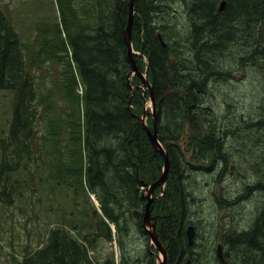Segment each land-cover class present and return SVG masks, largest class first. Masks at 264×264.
<instances>
[{
    "label": "trees",
    "instance_id": "obj_1",
    "mask_svg": "<svg viewBox=\"0 0 264 264\" xmlns=\"http://www.w3.org/2000/svg\"><path fill=\"white\" fill-rule=\"evenodd\" d=\"M35 1L44 11L32 20L29 39L20 34L15 2L10 6L0 0V91L12 99L7 128L0 130V221L2 210L12 206L25 216L47 215L57 206L47 208L46 195L50 192L54 198L61 189L75 211L68 219V213L50 218L56 226L47 230L40 245L25 248L20 257L16 249L9 255L16 264H97L90 254L96 240L119 238L122 222L145 232L144 189L159 178L164 165L139 118L145 91L137 87L131 97L124 35L129 0ZM218 1L179 0V7L189 13L181 18L188 25L184 36L173 33L180 25L172 24V2L134 0L131 36L133 48L140 52L134 54L135 62L140 72L147 66L156 102L155 131L169 159L164 188L154 189V194H162L151 205L156 234L167 251L166 264L186 259L191 264V255L219 264L214 254L217 234L210 235L207 245L201 240L207 237L199 236L200 227L192 221L190 200L199 198L197 175L214 166L225 173L234 164L229 141L238 133L252 149L264 145V0H226L221 10ZM235 52L240 56L232 57ZM242 61L255 66L263 88L254 118H241L240 123L219 113L230 102L217 97L211 85L216 87L221 74L229 76L223 62L227 67ZM134 79L141 81L136 75ZM205 95L216 102H207ZM147 124L153 129L152 117ZM242 167L252 177L242 184L243 191L253 188L264 195V155ZM240 193L238 201L244 197ZM259 207L247 229L220 234L218 243L223 240L230 264H264V208ZM61 224L72 225L75 236ZM188 225L194 227L191 243ZM2 228L0 224V236ZM213 229L218 232L216 225ZM148 261L156 264V254Z\"/></svg>",
    "mask_w": 264,
    "mask_h": 264
},
{
    "label": "rangeland",
    "instance_id": "obj_2",
    "mask_svg": "<svg viewBox=\"0 0 264 264\" xmlns=\"http://www.w3.org/2000/svg\"><path fill=\"white\" fill-rule=\"evenodd\" d=\"M2 1H7L10 6H12V4L15 2L16 9L21 16V18H19L16 14L17 21L19 22L18 28L20 30V34L21 36L30 39V24L32 20L35 21L36 19L41 17L38 12L44 11V9L41 8L35 0ZM165 1L172 2L176 7L169 8L171 14L174 15V23L172 24H176L175 21H179L180 25V29L178 27H175L173 29V33H177L180 31V34L185 36L184 30L186 27H188V25L182 22L181 18L183 14H189L188 10L185 9L183 5L182 8L179 7L178 3L181 4L179 0ZM49 9L50 6L47 3L45 5V12L47 13V15H50ZM154 20L158 22L157 17H155ZM173 41L174 40H172V42ZM234 48L239 50L237 47ZM243 52L244 54L247 53L244 48ZM229 53L230 51H228L227 54ZM233 56L239 57L240 55L235 52L232 57ZM227 57L230 58V56ZM236 62L234 63V65L227 67H224L223 62V68L227 70L230 69L229 76L224 77L221 74L215 81L217 83L216 87L214 88L213 84L211 85V87L215 91L217 97L226 98L230 102V107L228 109H224L223 107L221 111L219 110V113H223L227 120H229L230 118H235V120L233 119V121L242 123L244 121H248V119L254 118L255 116L254 113L256 111V107H258L257 101L262 94L263 88V81H261L260 78L263 77H261V75L257 73L254 68L255 66H253L250 62L246 63L242 61L237 65ZM135 75L138 76L137 73L134 72L131 76L130 82L134 85H137V88L139 87L138 84H140L141 81H135ZM132 78L134 82H132ZM145 95L146 104L145 102H143V110L139 115L140 119L142 118L141 115L145 108H147L148 110L152 109L147 90L145 91ZM205 96L207 102L211 104H214L216 102L214 97L210 95ZM11 106L12 99L10 94L6 93L5 91H0V130L4 131L7 128L8 120L11 115ZM151 117L153 118L152 113L149 112L146 114L143 120H145V122L147 123V119ZM241 118H243L244 121H242ZM238 124L235 123L234 125L238 126ZM261 132L263 133V131ZM242 137L243 136L238 133L235 140L232 139L231 141H229V145L233 144L232 152L233 150L235 151L233 152L234 157L231 161L235 162L234 164L229 166L230 168L226 170L225 173L221 172L218 167L214 166L210 172L200 169L199 174L197 175V181L199 185L197 186L196 194H198V197L200 199L196 198L193 201L190 200L191 211L193 215L192 221L198 228L200 227L198 231L200 237H207V239H205V242L209 246L210 235L215 234V231L213 229L214 225L218 227V232L216 233L217 235H215L214 242V246H216L218 242H221V235L223 237L229 232L239 233L247 229L248 225L256 216V206L264 208L263 194L261 195L259 193H255L253 188H251L249 192H245V190L243 191L242 187V184L244 182L249 183L252 178L250 177L251 172L248 174L247 171L242 167V165L244 163L252 165V163H255V161L259 159L261 155L263 156L264 145L257 146L252 149V143L249 140V142L241 141L240 138ZM235 165H238V168H236V170H233L235 168ZM218 174H220L219 177ZM48 189H50V184H48L47 186V190ZM239 191L244 195L241 201H238L236 197L237 194H239ZM144 192H148L147 187H145ZM218 198H220L224 202L219 200L221 201L219 204ZM63 199L64 194L61 192V189H58L57 195L54 196V198L53 195H50V192H48L45 198L46 207L48 208L52 203V206H57V208L61 207V209L55 208L54 210L47 212V215L38 213V216H25V213L17 206H12L11 208H5L2 210V219L0 221V224L3 228L1 233L2 236H0V242H2L3 244H0V264H16V262H14L9 255V251H12L13 249H16L17 255L18 257H20V254L25 248H28L30 250L35 248L37 245H40L41 242H38L47 238V230L56 226L55 222L49 221L50 218L55 219L57 215H64V213H66L67 215L68 213L67 217L64 218L68 219L70 212L75 211V207L73 205H70L69 199L67 201L66 199H64L65 201H63ZM228 199L230 200V202L226 201ZM222 202L223 204H221ZM95 206L100 212V215H102L97 199ZM104 219L108 223L110 222L107 218L104 217ZM59 220H61V217H59ZM111 224L115 225L113 221ZM122 224V233L120 234L119 238H117L116 235H113L114 237L112 240H96L95 249L90 251L92 258L98 261L97 264H102L105 260H107V264H149V257L152 253H156V249L155 247H152L154 244H152L149 236H147L148 234H145L142 229L133 226L134 224L130 222L128 228L124 226V222H122ZM61 226L64 227L70 234L75 236V230L72 228V225L61 224ZM196 247L198 246L196 245ZM151 250L153 251L152 253L150 252ZM158 254L160 255V253ZM210 254L212 253L210 252ZM215 255L219 261V264H223L220 261L217 252L215 253ZM247 255L248 253H246V256ZM212 256L214 255L212 254ZM191 260V264L212 263L208 260L199 261L196 259L195 255H191ZM229 261L230 264L231 260L229 259Z\"/></svg>",
    "mask_w": 264,
    "mask_h": 264
},
{
    "label": "bare ground",
    "instance_id": "obj_3",
    "mask_svg": "<svg viewBox=\"0 0 264 264\" xmlns=\"http://www.w3.org/2000/svg\"><path fill=\"white\" fill-rule=\"evenodd\" d=\"M218 1V0H217ZM257 1V0H256ZM185 2H187V1H185ZM219 2V1H218ZM260 2V1H259ZM129 3V2H128ZM225 3H226V0H221V2H220V5H219V9L221 10V9H223V7H224V5H225ZM219 4V3H218ZM210 5V4H209ZM217 5V4H216ZM254 9V8H253ZM264 9V8H263ZM220 12V11H219ZM133 14H134V7H133V11H132V21H133ZM129 17H130V9H129ZM214 17V16H213ZM128 21H129V18H128ZM128 24V23H127ZM132 26V25H131ZM260 26V25H259ZM126 27H127V25H126ZM126 27H125V29H126ZM262 27V26H261ZM125 29H124V35H125ZM261 31V30H260ZM261 33V32H260ZM209 40V39H208ZM159 41H160V43H161V45H163V46H165L166 45V42H165V40L163 39V37H161V34L159 33ZM127 44V43H126ZM171 46V45H170ZM166 47V46H165ZM172 49V48H171ZM173 50V49H172ZM185 50V49H184ZM128 46H127V56H128V58H129V60L131 61V70H130V72L128 73V79H129V81H130V79H131V76H132V74L134 73V72H136L137 73V75L141 78V83L138 85L140 88H142L143 89V92L144 91H148V93H149V96H148V98L150 99V105L152 106V109L151 110H148L147 108H145L144 109V111H143V113H142V118H141V121L143 122V124L145 125V128H146V132H147V135H148V137H149V140H150V142H151V144H152V141H151V139H150V136H149V133L148 132H151V133H155V137H156V139H157V142H158V144L157 145H159V146H162L163 147V150L166 152V154L165 155H163L153 144V146L163 155V157H164V165H163V167H162V174H163V172H164V168H166V163H167V165H168V168H169V159H168V152H167V148L161 143V141L159 140V138L157 137V134H156V131H155V122H156V102H155V97H154V93H153V85H152V82H151V80L148 78V75H147V66H146V69L144 70V72H140L139 70H138V68H137V65H136V62H135V57H134V54H138V53H140L139 51H136L134 48H133V43H132V36H131V54H132V56H133V59L132 58H130V56H129V53H128ZM174 53V52H173ZM194 53V52H193ZM172 54V53H171ZM189 54V53H188ZM192 54V53H191ZM251 54V53H250ZM176 58V57H175ZM133 63H135V65H136V68H137V71L136 70H134L133 69V67H132V64ZM218 67V66H217ZM223 67V66H222ZM220 70H222V69H220ZM224 70V69H223ZM219 71V70H218ZM223 73V72H222ZM129 85H130V88H131V97H132V95H133V93H134V90H135V88H136V86L137 85H134V84H131L130 82H129ZM82 90L80 89V92H81ZM145 104H146V102H145ZM149 112H151L152 113V116H153V122H154V125H153V129H151L150 128V126L145 122V120H143V118L146 116V114L147 113H149ZM220 145V144H219ZM105 153V152H104ZM89 160V159H88ZM92 163V162H91ZM93 165H95V164H93ZM95 167V166H94ZM222 168V167H221ZM168 172V171H167ZM220 172V171H219ZM221 172H222V170H221ZM220 172V173H221ZM161 174V175H162ZM161 175L159 176V178H161ZM166 175H167V173L165 174V176H163V181H160V182H158V183H156L158 180H159V178L158 179H156L155 181H153L152 183H149V184H147L146 185V187H147V191H148V189H149V187H151L152 185L154 186L153 187V189H151V191H150V199H152V201H149L150 199H149V196H148V194H149V192H144V195L146 196V198H147V202H146V205H145V210H149V212H150V216L152 217L151 218V223H154V232H155V234H156V222H157V216L156 215H153V214H151L152 213V208H151V205H152V202H153V200H155L158 196H160L161 194H162V192H158V193H156V194H154V189L158 186V185H162V189L164 188V185H165V178H166ZM219 175L220 174H218V177H219ZM250 183V182H249ZM255 185V184H254ZM253 185V186H254ZM250 187V186H249ZM244 188H246L245 186H244ZM248 188V187H247ZM247 191V190H246ZM245 191V192H246ZM249 192V191H248ZM239 193H240V191H239ZM239 196V195H238ZM237 197V196H236ZM217 198V197H216ZM223 198V197H222ZM226 199V198H225ZM224 199V200H225ZM219 200H221L220 198H218V201ZM221 201H223V200H221ZM229 201V200H228ZM98 202V205H99V201H97ZM224 202V201H223ZM223 202L221 203V204H223ZM190 204V203H189ZM220 204V203H219ZM225 204V203H224ZM233 204V203H232ZM99 208H100V205H99ZM145 210H144V214H143V226H144V229H145V232H147L148 234H149V239L152 241V244H154L153 246L157 249V252L155 253L156 254V264H158L159 263V261L162 259V255H163V252L161 251L160 252V250L158 249V247L155 245V243H154V241L151 239V237H150V232H151V230H152V227L150 226V225H145L144 224V218H145ZM100 211H101V209H100ZM102 212V211H101ZM106 218V217H105ZM253 223V222H252ZM190 226H192V228L194 229V227H193V225H188V227H190ZM252 226H253V224H252ZM188 227H187V229H188ZM187 229H186V234H187ZM234 230V229H233ZM194 234V233H193ZM216 234V233H215ZM227 234H229V233H227ZM207 235V234H206ZM232 235V234H231ZM156 236H157V234H156ZM200 236V235H199ZM202 236V235H201ZM235 236V235H234ZM176 237H177V235H176ZM229 237V236H228ZM157 238H158V236H157ZM192 238H193V236H192ZM199 238V237H198ZM206 238V237H205ZM235 238H237L236 236H235ZM158 240H159V238H158ZM205 240V239H204ZM204 240H202V241H204ZM215 240V239H214ZM227 240V239H226ZM229 240V239H228ZM159 242H161L160 240H159ZM215 242V241H214ZM222 243H223V240H222ZM222 243H218L217 244V255H218V247H219V245H221V248H222V253H223V256H224V258H225V255H224V248H223V245H222ZM227 243V242H226ZM161 244H162V246H163V243L161 242ZM198 244V243H197ZM227 247V246H226ZM225 247V248H226ZM163 248H164V246H163ZM215 248V247H214ZM215 250V249H214ZM164 251H165V255H166V260H165V264H166V262H167V251H166V249L164 248ZM158 253H160V255L158 254ZM243 253V252H242ZM215 254V253H214ZM219 257V256H218ZM220 259V258H219ZM240 259H241V257H240ZM225 260H226V263L227 264H229V260H227L226 258H225ZM221 261V260H220ZM187 262H188V264H189V259H187ZM224 264V263H223Z\"/></svg>",
    "mask_w": 264,
    "mask_h": 264
},
{
    "label": "water",
    "instance_id": "obj_4",
    "mask_svg": "<svg viewBox=\"0 0 264 264\" xmlns=\"http://www.w3.org/2000/svg\"><path fill=\"white\" fill-rule=\"evenodd\" d=\"M133 7H134V0H129L130 17H129V21H128L127 27H126V29H125V40H126V43H127V46H128V50H129L128 53H129V56H130V58H132V59H133V56H132V54H131V25H132V11H133ZM132 67H133L134 70L137 71V68H136L135 63L132 64ZM148 133H149L150 139H151V141H152V144H153V145H154V146H155V147H156V148H157V149H158L163 155H165L166 152L163 150V147L157 145L158 142H157V139H156V137H155V133H151V132H148ZM165 166H166V168H164V172H163V174L161 175V178H159V180H158L156 183H158V182H160V181H163V176H165V174H166L167 171H168V165H167V163H166ZM153 187H154L153 185H152L151 187H149V189H148V192H149L148 196L150 195V191H151V189H153ZM150 198H151V197L149 196V199H150ZM149 201H152V199H150ZM151 218H152V217L150 216V212H149V210H148V209L145 210L144 224H145V225H150V226L152 227V230H151V232H150V237H151V239L154 241L155 245L158 247V249L160 250V252H161V251L163 252L162 259L159 261L158 264H165V260H166L165 251H164V248H163L161 242H159V240H158V238H157V236H156V234H155V232H154V223H151ZM193 233H194V229L192 228V226L188 227V229H187V236H188V240H189V242H192V241H193V239H192ZM218 249H219V250H218V256H219L221 262L224 263V264H227V263H226V260H225V258H224V256H223V253H222L221 245H219ZM184 264H188V262L186 261Z\"/></svg>",
    "mask_w": 264,
    "mask_h": 264
},
{
    "label": "flooded vegetation",
    "instance_id": "obj_5",
    "mask_svg": "<svg viewBox=\"0 0 264 264\" xmlns=\"http://www.w3.org/2000/svg\"><path fill=\"white\" fill-rule=\"evenodd\" d=\"M190 243H191V242H190ZM186 261H187V259H186V260H184V262H183L182 264H184ZM106 262H107V260L103 261V263H102V264H107ZM189 264H190V260H189Z\"/></svg>",
    "mask_w": 264,
    "mask_h": 264
}]
</instances>
